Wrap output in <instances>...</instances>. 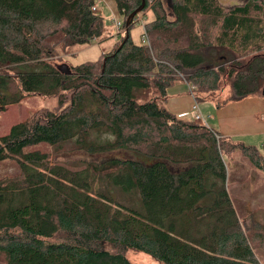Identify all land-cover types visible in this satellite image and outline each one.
Segmentation results:
<instances>
[{"label":"trees","instance_id":"obj_1","mask_svg":"<svg viewBox=\"0 0 264 264\" xmlns=\"http://www.w3.org/2000/svg\"><path fill=\"white\" fill-rule=\"evenodd\" d=\"M112 1L125 30L142 0ZM96 2L0 0V113L56 100L0 135V163L18 169L0 178V264H132L127 251L156 264H260L264 227L253 239L242 230L223 159L239 149L264 172V146L217 140L193 110L175 115L166 102L183 74L198 104L223 77L230 96L217 106L263 94L264 0H169L167 10L144 0L143 42L130 35L137 14L98 60L54 64L109 36ZM39 145L85 158L61 164L28 150Z\"/></svg>","mask_w":264,"mask_h":264},{"label":"rangeland","instance_id":"obj_2","mask_svg":"<svg viewBox=\"0 0 264 264\" xmlns=\"http://www.w3.org/2000/svg\"><path fill=\"white\" fill-rule=\"evenodd\" d=\"M218 1L227 9L233 5L243 4L247 0ZM112 2V0H97L96 2L97 9L103 12L105 22L109 27V36H107V38L102 42L96 40L93 41L92 44L78 47L75 54H57V56H54V64H67L70 66V63L72 65H77L88 60H98L101 53L109 51L114 45H116L115 43L117 42L118 37L123 33L119 34L116 30H114V26H111L110 22L113 23V20L114 22H121L122 19L116 14L114 9L115 6ZM162 4L165 10H167L170 5L169 0H162ZM150 12L151 10L147 9L146 11L139 13L138 19H135V25L130 31L133 42H143L142 38L145 37V23L147 21L149 22L152 18V14ZM167 18L168 20H172V16L169 14V11L167 12ZM186 79L185 74H183L180 82L183 83L190 91L192 85L191 83H186ZM217 85V88L220 90L218 91L219 93L215 92L214 95H220L218 102L228 99L230 96L231 86L228 85L226 79L224 77L221 78ZM214 95H212L211 92L206 91L202 93L201 97L203 98L207 96L209 99H213L212 96ZM256 95L264 96L263 94ZM202 100L203 99H200L198 104L193 98L191 110L193 109V106H197L201 115L205 118V124L209 126L208 121L210 117L203 112L202 104L200 103ZM55 105V99H45L39 96H31L16 105L8 107L4 112L0 113V135L6 134L11 126L33 117V115L39 110L53 109ZM34 149H39L40 151L48 153L54 162L65 165L75 162V160L78 161L85 158V156L81 153H70L72 151H69L68 147L62 151L65 153H59L58 155H55L53 153L55 151L47 145H39L29 148L28 150ZM229 152V154H224L223 159L227 168V191L242 225V230L244 228L247 234L251 237V234L254 232L251 231L253 228H257L258 226L264 227V172L257 170L239 149L230 148ZM17 174V164L14 161L7 160L0 163V178H11ZM262 243L263 242L260 243L259 241L254 242L255 247L260 246L259 249H254L256 258L259 260L260 264H264V246ZM125 255L132 264H156L151 257L143 253L127 251Z\"/></svg>","mask_w":264,"mask_h":264},{"label":"crops","instance_id":"obj_3","mask_svg":"<svg viewBox=\"0 0 264 264\" xmlns=\"http://www.w3.org/2000/svg\"><path fill=\"white\" fill-rule=\"evenodd\" d=\"M179 83L168 89L166 107L175 115H190L193 97L187 87ZM216 96L201 102L203 112L210 117L208 125L230 145L243 144L261 151L264 146V96L252 95L220 106H217L220 95Z\"/></svg>","mask_w":264,"mask_h":264},{"label":"built area","instance_id":"obj_4","mask_svg":"<svg viewBox=\"0 0 264 264\" xmlns=\"http://www.w3.org/2000/svg\"><path fill=\"white\" fill-rule=\"evenodd\" d=\"M95 9H96L95 7L92 8L93 11ZM122 23H123L122 21L121 22H114V20H113V23H112V25L114 26V30H116L119 34L123 33L125 31L124 28H122ZM142 39H144V37ZM192 110H193L192 111V115H194L193 118L195 120L202 121V122L206 123L205 118L201 115V112H200V110H199V108L197 106H193ZM221 139H222L221 136H217V140H221Z\"/></svg>","mask_w":264,"mask_h":264},{"label":"water","instance_id":"obj_5","mask_svg":"<svg viewBox=\"0 0 264 264\" xmlns=\"http://www.w3.org/2000/svg\"><path fill=\"white\" fill-rule=\"evenodd\" d=\"M145 4H144V0H142V5L140 7H138L136 10H134L125 20V40L128 38V28L130 26V24L133 22L134 17L139 14L142 9L144 8ZM263 95H264V87H263Z\"/></svg>","mask_w":264,"mask_h":264},{"label":"bare ground","instance_id":"obj_6","mask_svg":"<svg viewBox=\"0 0 264 264\" xmlns=\"http://www.w3.org/2000/svg\"><path fill=\"white\" fill-rule=\"evenodd\" d=\"M94 7L97 9L96 5H95ZM140 13H141V12H140Z\"/></svg>","mask_w":264,"mask_h":264}]
</instances>
